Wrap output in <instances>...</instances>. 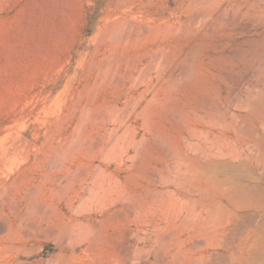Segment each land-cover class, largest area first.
<instances>
[{
  "label": "rangeland",
  "instance_id": "rangeland-1",
  "mask_svg": "<svg viewBox=\"0 0 264 264\" xmlns=\"http://www.w3.org/2000/svg\"><path fill=\"white\" fill-rule=\"evenodd\" d=\"M0 264H264V0H0Z\"/></svg>",
  "mask_w": 264,
  "mask_h": 264
}]
</instances>
